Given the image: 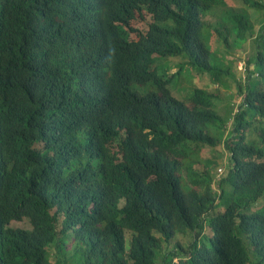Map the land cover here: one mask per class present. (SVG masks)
<instances>
[{"label":"trees","instance_id":"16d2710c","mask_svg":"<svg viewBox=\"0 0 264 264\" xmlns=\"http://www.w3.org/2000/svg\"><path fill=\"white\" fill-rule=\"evenodd\" d=\"M223 4L0 0V264H264V16ZM252 39L214 189L193 155L221 145L220 96L175 87L235 78L221 46Z\"/></svg>","mask_w":264,"mask_h":264},{"label":"rangeland","instance_id":"374dc122","mask_svg":"<svg viewBox=\"0 0 264 264\" xmlns=\"http://www.w3.org/2000/svg\"><path fill=\"white\" fill-rule=\"evenodd\" d=\"M226 5V9H229V12H246L253 17L254 24L259 27L261 26L262 17L264 16V12H256L255 9H252L248 5L240 2H234L232 0H224ZM260 2H264L263 0H258ZM226 9L215 8L212 15H214L221 21V18L224 15V11ZM215 20V21H216ZM218 21V22H219ZM217 22V23H218ZM234 38L231 40L234 42ZM256 39H252L249 42H239L237 45L232 44L229 46H221V51L227 53L228 65L233 69L231 70L232 74H235V78L229 79V77L224 79V84L222 83H214L212 81V77L209 75L197 77L195 72H191L189 69H184L179 75L180 80L178 81V86L175 87V93L178 96H186L191 90H195L196 88H202L205 90L216 91V93L220 96L219 102V112L222 117L225 119V124L217 129L218 135L220 136V144L217 148H207L201 152H197L193 155L194 165L193 168L199 171H208L210 178H215L213 184L214 189H218V183L222 180L226 173L228 172L229 167V159L230 154L228 149H226L225 144L228 137L232 134V130L235 126V115L239 110L241 103L243 102V98L240 96V88L239 84L241 78L245 76L242 73V69H245L246 65L249 62V59L255 53L256 49ZM168 61L172 64V69L170 73H176L179 71L177 64L184 62L185 60L182 58H171ZM164 62V61H161ZM186 176V182L189 183L194 188H198L204 194L207 191L208 184L205 180L201 178V182L196 183L195 180L200 177H195L194 174L191 173V170H187L184 168L183 171ZM17 228L22 229H31L30 224L26 221L25 223H18L15 225ZM190 237L185 233H179L176 237H174L171 241H165L162 244L161 252H158L160 257V261L167 254H171L172 252L179 251L180 248L178 245H182L185 248L189 249V241Z\"/></svg>","mask_w":264,"mask_h":264}]
</instances>
